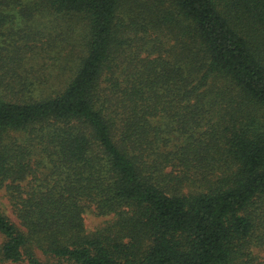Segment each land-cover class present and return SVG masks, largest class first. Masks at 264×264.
<instances>
[{
	"label": "trees",
	"instance_id": "16d2710c",
	"mask_svg": "<svg viewBox=\"0 0 264 264\" xmlns=\"http://www.w3.org/2000/svg\"><path fill=\"white\" fill-rule=\"evenodd\" d=\"M0 190V261L264 264V0H0Z\"/></svg>",
	"mask_w": 264,
	"mask_h": 264
},
{
	"label": "rangeland",
	"instance_id": "374dc122",
	"mask_svg": "<svg viewBox=\"0 0 264 264\" xmlns=\"http://www.w3.org/2000/svg\"><path fill=\"white\" fill-rule=\"evenodd\" d=\"M24 2L31 3L36 0H23ZM30 25H35L36 27L33 26V29L35 31L39 32L37 34V37H34L35 40H29L26 38L25 39H19V34L18 33L14 38H16L15 43L24 45L29 43L32 47V50L37 52V56L35 57H29L30 53L26 54L28 57V66H32L30 69V73H33L37 70V68L41 65L42 62H45L46 65L48 66L47 69H42L44 73H51L49 83L50 85H41V88H38L34 91V95H44L45 93L48 94L52 89L55 87H58V85L65 84V82L68 80L69 76L72 74V70L74 68L73 63L74 59L71 60H65L63 61L62 58L63 55H66V50L68 46L66 45L65 42L61 43L59 42L60 34L61 32L60 27L58 25L57 20H53L51 16L49 15H43L40 16L37 14L34 18H31ZM13 29H21L24 27L23 21L21 22L20 18H16L14 20V23H12ZM25 28V27H24ZM82 27L77 26L74 28V32L71 35V38L68 40V44L71 45H76L75 51L78 50L79 42L77 39V35L82 31ZM32 41V42H31ZM34 41V42H33ZM50 44V46H49ZM53 45H59L52 47ZM59 48L61 50H59ZM60 52V56H56L57 53ZM39 54V55H38ZM76 56V52L74 53ZM56 63V65H54ZM64 63V65H63ZM59 64L63 65V70H60ZM0 204L3 207V211L5 214L10 218L13 222H18L17 219L15 218L10 205L8 203L7 197L4 193V191L0 190ZM112 216H100L96 215L92 209H87V212L84 214V223H85V228L88 232L93 231L94 229L102 226L105 222L111 220ZM3 242V237L0 234V245ZM252 251L258 252V254H261L262 252L259 249L253 248ZM0 264H27L25 262H11L7 260L0 261Z\"/></svg>",
	"mask_w": 264,
	"mask_h": 264
}]
</instances>
